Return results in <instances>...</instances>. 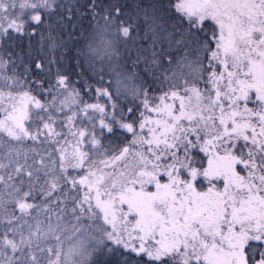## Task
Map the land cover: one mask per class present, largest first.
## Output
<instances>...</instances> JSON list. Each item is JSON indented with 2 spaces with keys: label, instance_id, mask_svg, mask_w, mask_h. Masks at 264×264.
<instances>
[{
  "label": "snow or ice",
  "instance_id": "1",
  "mask_svg": "<svg viewBox=\"0 0 264 264\" xmlns=\"http://www.w3.org/2000/svg\"><path fill=\"white\" fill-rule=\"evenodd\" d=\"M0 264H264V0H0Z\"/></svg>",
  "mask_w": 264,
  "mask_h": 264
}]
</instances>
